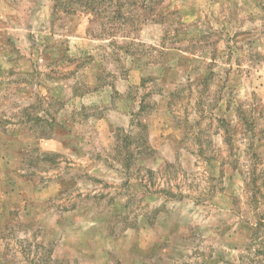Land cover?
Here are the masks:
<instances>
[{"label": "rangeland", "instance_id": "374dc122", "mask_svg": "<svg viewBox=\"0 0 264 264\" xmlns=\"http://www.w3.org/2000/svg\"><path fill=\"white\" fill-rule=\"evenodd\" d=\"M65 7L0 0V264H264V0Z\"/></svg>", "mask_w": 264, "mask_h": 264}, {"label": "trees", "instance_id": "16d2710c", "mask_svg": "<svg viewBox=\"0 0 264 264\" xmlns=\"http://www.w3.org/2000/svg\"><path fill=\"white\" fill-rule=\"evenodd\" d=\"M62 5H67L65 7V11L72 14H86L88 18L95 17L101 18L102 15L111 16L113 18L122 17L124 14H133V15H141L142 11H146L147 4L150 2H154L157 7L164 4L166 0H58ZM69 7V8H68ZM72 9V10H69ZM144 11V21L142 23L147 22L145 20L146 13ZM141 23V22H140ZM139 25V24H138ZM138 25L128 26L127 28H123L124 30H128V34L126 37H130L132 34L131 31H135ZM125 36V35H124ZM146 145H149L148 142ZM258 176H252V183L255 184ZM256 185V184H255ZM258 193H260L258 191ZM257 230L256 228H253Z\"/></svg>", "mask_w": 264, "mask_h": 264}]
</instances>
